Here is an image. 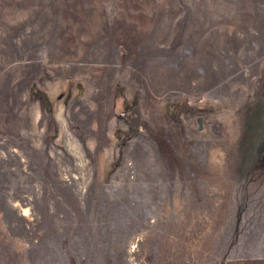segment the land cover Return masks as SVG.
<instances>
[{
    "label": "rangeland",
    "instance_id": "374dc122",
    "mask_svg": "<svg viewBox=\"0 0 264 264\" xmlns=\"http://www.w3.org/2000/svg\"><path fill=\"white\" fill-rule=\"evenodd\" d=\"M263 93L264 0H0V264H264Z\"/></svg>",
    "mask_w": 264,
    "mask_h": 264
},
{
    "label": "flooded vegetation",
    "instance_id": "af4514ba",
    "mask_svg": "<svg viewBox=\"0 0 264 264\" xmlns=\"http://www.w3.org/2000/svg\"><path fill=\"white\" fill-rule=\"evenodd\" d=\"M130 114L127 113L126 117L129 118V116H132L134 113H132L131 115ZM199 119L200 120H198V117L196 119V122H198V128L202 126L201 117ZM244 120L245 132L248 135L246 150L250 149L253 151H259L261 142L263 143L264 139V93L258 97L256 102L254 103V106H251L249 108Z\"/></svg>",
    "mask_w": 264,
    "mask_h": 264
},
{
    "label": "bare ground",
    "instance_id": "6f19581e",
    "mask_svg": "<svg viewBox=\"0 0 264 264\" xmlns=\"http://www.w3.org/2000/svg\"><path fill=\"white\" fill-rule=\"evenodd\" d=\"M59 114V113H58ZM37 119H38V113L36 114L35 116ZM62 117V116H60ZM64 123V119L62 117V124ZM64 125V124H63ZM64 130H65V134H67V143L70 147H72L76 153L80 154L81 153V149L79 147V144L78 142L76 141V139L71 135V133L69 132V130H67L65 127H64ZM23 209V208H22ZM24 211H27L26 209H23Z\"/></svg>",
    "mask_w": 264,
    "mask_h": 264
},
{
    "label": "water",
    "instance_id": "95a60500",
    "mask_svg": "<svg viewBox=\"0 0 264 264\" xmlns=\"http://www.w3.org/2000/svg\"><path fill=\"white\" fill-rule=\"evenodd\" d=\"M131 112L134 113L132 116H129V123L133 124V125H138V120H139V116H140V112L139 109H137L135 106L131 108ZM198 120H200L198 118Z\"/></svg>",
    "mask_w": 264,
    "mask_h": 264
}]
</instances>
